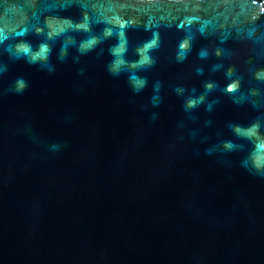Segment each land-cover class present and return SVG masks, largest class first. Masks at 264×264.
I'll return each mask as SVG.
<instances>
[{
	"label": "water",
	"instance_id": "1",
	"mask_svg": "<svg viewBox=\"0 0 264 264\" xmlns=\"http://www.w3.org/2000/svg\"><path fill=\"white\" fill-rule=\"evenodd\" d=\"M0 264H264V0H0Z\"/></svg>",
	"mask_w": 264,
	"mask_h": 264
}]
</instances>
